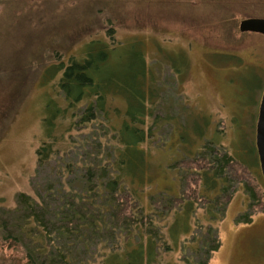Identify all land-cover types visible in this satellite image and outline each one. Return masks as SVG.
I'll use <instances>...</instances> for the list:
<instances>
[{"label":"rangeland","instance_id":"obj_1","mask_svg":"<svg viewBox=\"0 0 264 264\" xmlns=\"http://www.w3.org/2000/svg\"><path fill=\"white\" fill-rule=\"evenodd\" d=\"M250 17L264 18V0H0V212L15 209L18 194L34 195L35 184L51 174V165L39 170L36 154L47 138L46 118L62 125L55 135L67 134L69 118L56 116V106L48 105L64 103L46 70L58 54L83 55L87 42L97 38L141 43L162 83L169 118L161 127V141L144 145L154 176L150 190L175 188L181 195L185 169L172 173L168 162L193 158L212 142L249 167L264 201L256 148L264 35L240 32V22ZM108 29H115L112 37ZM110 105L125 107L121 97ZM249 204L240 185L223 220L212 221L207 209L199 208L200 222L205 229L215 226L222 241L209 264H264V214L255 215L251 224L236 223ZM21 254L0 245V264ZM182 257L179 250L169 259L182 263Z\"/></svg>","mask_w":264,"mask_h":264},{"label":"trees","instance_id":"obj_2","mask_svg":"<svg viewBox=\"0 0 264 264\" xmlns=\"http://www.w3.org/2000/svg\"><path fill=\"white\" fill-rule=\"evenodd\" d=\"M107 32L112 37L115 29ZM153 73L137 42L97 38L83 55H57L45 77L56 82L64 104L48 105L69 118L67 134L55 135L62 125L46 118L47 138L36 154L39 170L51 165V174L35 184L34 195L18 194L15 209H1L0 245L22 253L9 264H209L222 241L215 226L200 222V207L212 221L223 220L243 185L250 204L236 223L264 214L249 167L212 142L193 158L168 162L172 173L185 169L181 195L175 188L150 190L144 145L161 141L169 118ZM116 97L124 109L110 105ZM179 250L182 263L169 259Z\"/></svg>","mask_w":264,"mask_h":264},{"label":"water","instance_id":"obj_3","mask_svg":"<svg viewBox=\"0 0 264 264\" xmlns=\"http://www.w3.org/2000/svg\"><path fill=\"white\" fill-rule=\"evenodd\" d=\"M239 29L241 33H258L264 35V18L250 17L243 19L240 22ZM256 148L264 178V93L256 127Z\"/></svg>","mask_w":264,"mask_h":264},{"label":"crops","instance_id":"obj_4","mask_svg":"<svg viewBox=\"0 0 264 264\" xmlns=\"http://www.w3.org/2000/svg\"><path fill=\"white\" fill-rule=\"evenodd\" d=\"M221 250V249H220Z\"/></svg>","mask_w":264,"mask_h":264}]
</instances>
